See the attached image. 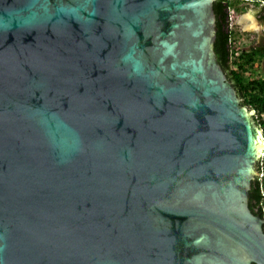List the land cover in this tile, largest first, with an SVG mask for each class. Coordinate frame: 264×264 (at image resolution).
<instances>
[{
    "label": "water",
    "instance_id": "95a60500",
    "mask_svg": "<svg viewBox=\"0 0 264 264\" xmlns=\"http://www.w3.org/2000/svg\"><path fill=\"white\" fill-rule=\"evenodd\" d=\"M213 2L0 0V264H264Z\"/></svg>",
    "mask_w": 264,
    "mask_h": 264
},
{
    "label": "trees",
    "instance_id": "16d2710c",
    "mask_svg": "<svg viewBox=\"0 0 264 264\" xmlns=\"http://www.w3.org/2000/svg\"><path fill=\"white\" fill-rule=\"evenodd\" d=\"M236 3L235 0H215L213 3L217 28L215 52L227 79L232 83L237 96L241 99V104L254 111V119L264 131V77L258 76L252 70L254 63L259 61L257 59L264 57V46H257L249 51L242 49L239 52L240 54L237 57L235 56L236 59L231 60V56L233 57L237 50L231 39L232 34L227 29L228 9L233 8L237 12L244 10H239ZM260 9L264 18V7ZM262 190H264V181L261 183L256 178L251 182L249 208L250 210L257 208L260 214L264 209V193ZM260 204L262 207H260Z\"/></svg>",
    "mask_w": 264,
    "mask_h": 264
},
{
    "label": "rangeland",
    "instance_id": "374dc122",
    "mask_svg": "<svg viewBox=\"0 0 264 264\" xmlns=\"http://www.w3.org/2000/svg\"><path fill=\"white\" fill-rule=\"evenodd\" d=\"M250 4L251 3L247 5V11L244 16L241 17V15H238L235 19H233V22H231L233 28L235 26L236 29L234 40L237 46L238 44L240 46H247L250 42L249 36L252 34L255 35V40L261 41L262 39H264V30H262L264 24H262L257 17L259 13L258 7ZM235 21L242 25L244 31L238 29V26L235 25ZM252 70L258 76L260 75L264 77V61L257 62L256 64H254ZM260 179L264 180V177H261Z\"/></svg>",
    "mask_w": 264,
    "mask_h": 264
},
{
    "label": "flooded vegetation",
    "instance_id": "af4514ba",
    "mask_svg": "<svg viewBox=\"0 0 264 264\" xmlns=\"http://www.w3.org/2000/svg\"><path fill=\"white\" fill-rule=\"evenodd\" d=\"M235 1L237 2L236 4H237V7L239 8V10H241V9H244V10L237 12L233 8L232 9H228L227 29L230 30V33L232 34V38L231 39L233 40V44L236 46V50H237V52L234 53L233 57L231 56V60L232 59L235 60L236 59L235 56L237 57V55L240 54L239 52L242 49H245V50H248L249 51L251 48H256L257 46H264V39H262L261 41L255 40V35H253V34L249 36L250 37V42H249V44L247 46H240L239 44H238V46L236 45L235 40H234L235 34H236V29H235V26L233 28V25H231V22H233V19H235L236 16L241 15V17H242V16H244L246 14V11H247L246 6L249 5V3H251L253 6H257L258 7L259 13H258L257 17H258V20L262 24H264V18H263L262 14H261L262 11H261V9L259 7L260 0H235ZM235 25L238 26V29L239 30L244 31L242 25L239 24V23H237V21H235ZM215 27H216V16H215ZM262 30H264V27H262ZM216 32H217V28H216ZM215 39H216V33H215ZM214 50H215V42H214ZM216 57H217V54H216ZM257 60H259L257 62L264 61V57L263 58H258ZM217 61H218V59H217ZM256 176H258V173H257ZM256 176L254 177V179L256 178ZM248 207H249V193H248ZM251 211L253 213L259 215V213L257 211V208H255L254 210H251Z\"/></svg>",
    "mask_w": 264,
    "mask_h": 264
},
{
    "label": "clouds",
    "instance_id": "9594fccd",
    "mask_svg": "<svg viewBox=\"0 0 264 264\" xmlns=\"http://www.w3.org/2000/svg\"><path fill=\"white\" fill-rule=\"evenodd\" d=\"M261 2H263V4H261ZM259 7L261 8V7H264V1H262V0H260V3H259ZM246 8H247V6H246ZM257 63V62H256ZM255 63V64H256ZM263 77V76H262ZM253 113H254V111H253ZM259 126V125H258ZM259 128L261 129V132H262V152H261V156H260V176H259V182H263L264 180H261L260 178L261 177H264V135H263V128L261 127V126H259ZM261 167L263 168L262 170H261ZM262 192L264 193V190H262ZM260 206H261V204H260ZM262 207V206H261ZM262 212H263V215H262V217H263V220H264V209H262Z\"/></svg>",
    "mask_w": 264,
    "mask_h": 264
},
{
    "label": "built area",
    "instance_id": "2783aa9c",
    "mask_svg": "<svg viewBox=\"0 0 264 264\" xmlns=\"http://www.w3.org/2000/svg\"><path fill=\"white\" fill-rule=\"evenodd\" d=\"M261 4H263V2H261ZM263 168L261 167V170H262Z\"/></svg>",
    "mask_w": 264,
    "mask_h": 264
}]
</instances>
